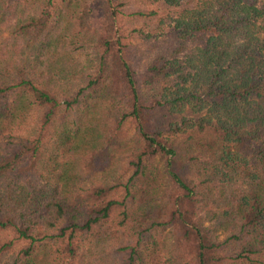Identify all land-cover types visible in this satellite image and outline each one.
<instances>
[{
	"label": "trees",
	"instance_id": "trees-1",
	"mask_svg": "<svg viewBox=\"0 0 264 264\" xmlns=\"http://www.w3.org/2000/svg\"><path fill=\"white\" fill-rule=\"evenodd\" d=\"M0 264H264V0H0Z\"/></svg>",
	"mask_w": 264,
	"mask_h": 264
}]
</instances>
